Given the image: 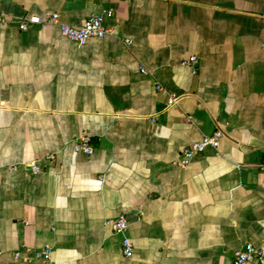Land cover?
<instances>
[{
  "label": "crops",
  "instance_id": "obj_1",
  "mask_svg": "<svg viewBox=\"0 0 264 264\" xmlns=\"http://www.w3.org/2000/svg\"><path fill=\"white\" fill-rule=\"evenodd\" d=\"M54 13L109 33L20 29ZM0 14V264H232L264 243V0H0ZM216 130L217 148L179 164Z\"/></svg>",
  "mask_w": 264,
  "mask_h": 264
},
{
  "label": "built area",
  "instance_id": "obj_2",
  "mask_svg": "<svg viewBox=\"0 0 264 264\" xmlns=\"http://www.w3.org/2000/svg\"><path fill=\"white\" fill-rule=\"evenodd\" d=\"M8 21L9 20L6 16L0 14V27L6 24ZM44 23L56 25L63 36L79 43H84L91 38L105 37L109 33L107 28L104 26L102 17L99 15L90 16L82 25H69L60 22L58 13H54L51 15V17H49V19H42L38 16H33L29 19H23L20 21L19 26L20 29L26 30L31 25ZM187 62L195 63L196 57H193ZM173 101H175V98L170 99L171 103ZM223 135L224 133L222 130H216L212 134L204 135L201 140L190 144L183 150L179 164L186 166L196 155L203 153L207 148H217ZM75 150L87 155L92 154V137L87 134L81 136L75 145ZM50 158H53V156ZM111 223L113 224L114 231L117 234L122 235L124 254L126 256H130L132 254L133 246L131 240L126 235L129 226L128 217L122 214L119 217L112 219ZM18 254L19 253H16V255ZM256 260H261L264 262V243L259 246L247 243L243 248L235 253L232 264H254Z\"/></svg>",
  "mask_w": 264,
  "mask_h": 264
}]
</instances>
